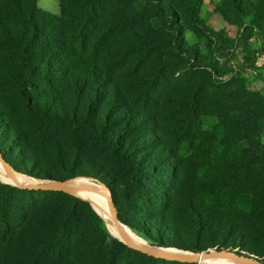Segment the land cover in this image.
I'll return each mask as SVG.
<instances>
[{"label":"trees","instance_id":"1","mask_svg":"<svg viewBox=\"0 0 264 264\" xmlns=\"http://www.w3.org/2000/svg\"><path fill=\"white\" fill-rule=\"evenodd\" d=\"M57 1L58 19L0 0L2 157L34 178L98 179L152 245L263 260L264 96L221 59L236 45L240 68H257L264 0L217 1L234 39L200 16L203 0ZM92 207L0 180V264H199L129 247Z\"/></svg>","mask_w":264,"mask_h":264},{"label":"rangeland","instance_id":"2","mask_svg":"<svg viewBox=\"0 0 264 264\" xmlns=\"http://www.w3.org/2000/svg\"><path fill=\"white\" fill-rule=\"evenodd\" d=\"M218 0H203L201 7H200V16L204 19H206L207 24L211 26L215 30H223L225 34L230 38H236L238 29L236 26L231 25L224 21L222 17L214 12V6L217 3ZM37 6L38 8L49 14L48 16H55L56 19H58L60 15V8L57 0H37ZM191 41H194V37L191 36L190 33H187L186 35ZM250 45L252 48L259 46V41L256 39H252L250 41ZM242 52L240 48H238L236 45L229 50H227V53L224 58L221 59V61L226 62L230 66L234 68L235 71L240 72L241 76L244 78L245 85L251 90L258 92L259 94L264 96V68L262 67L264 65V54H257L256 58V67L253 71H248V69L240 68L242 66ZM180 74V72H177L175 76ZM232 73H227L224 75L221 79L222 80H228L230 78ZM28 128V132H30L31 137L36 140H44L46 138H49V134L43 131L42 126L39 124L38 120L36 118H30L27 117L26 121H24ZM59 137H63L62 134H58ZM264 139V135H263ZM1 165V163H0ZM8 174L4 170L3 166L1 165L0 168V179L4 182H7L8 184H13V182L6 179V176ZM26 175V174H24ZM28 177H31L29 175H26ZM32 178V177H31ZM128 227V226H127ZM129 228V227H128ZM130 229V228H129ZM131 230V229H130ZM132 231V230H131ZM133 232V231H132ZM111 233V232H110ZM143 243H149L146 239L142 238L135 232H133ZM112 234V233H111ZM113 235V234H112ZM114 236V235H113ZM116 237V236H115ZM118 238V237H117ZM150 244V243H149ZM264 260V258H263ZM200 264H208L207 262H201ZM223 264H235V263H223Z\"/></svg>","mask_w":264,"mask_h":264},{"label":"water","instance_id":"3","mask_svg":"<svg viewBox=\"0 0 264 264\" xmlns=\"http://www.w3.org/2000/svg\"><path fill=\"white\" fill-rule=\"evenodd\" d=\"M0 162L3 164L5 169L11 175H15V174L19 173L17 170H15L2 157L1 152H0ZM79 177H83V176H79ZM32 178H34V177H32ZM75 178L76 177L67 178V179L34 178L35 181H33L31 183H26V184L25 183H20V184H15V185L11 184V185H14V186H17V187L23 188V189H53V190H61V191H64V192L69 193V194H72L74 196H77V197L87 201L91 205V207H92V202L89 199H86V198H83L81 196H78L77 194H75V192L76 191H89V192H92V193L104 195L109 200L110 208H111V210L113 212L114 218L116 219L117 222L121 223V221L119 220V218L117 216V210H116L115 204H114L113 199H112L111 191L104 183H102L98 179L94 178L95 180H98L104 187V190H100V191L96 190L95 191V190H92V189L87 188L85 186H82L81 184L75 183L74 182ZM90 178H92V177H90ZM2 182L3 183H7V182H4V181H2ZM92 208L97 213V215L102 219V217L99 215V213L96 211V209L94 207H92ZM104 223H105V221H104ZM106 226H107V224H106ZM118 239L120 241L124 242L129 247L134 248V249H136L138 251H141V252H143V253H145L147 255H150V256H153V257H156V258H161V259H165V260L179 261V262H189V263H199L200 264L199 261H197L193 257L188 256L187 254H184V253H171V252H167L166 251V249L173 248V247H161V246H155V245H152V244H149V243L137 244V243L130 242V241L126 240V239H120V238H118ZM179 250H181V249H179ZM181 252H191V251L181 250ZM192 253H197V252H192ZM202 253H204L205 255L212 254V255H217V256H227L231 260H234L237 264H264V260H262V259H260L258 257L238 254L235 251H230V250H227V249L211 248V249L202 251Z\"/></svg>","mask_w":264,"mask_h":264},{"label":"bare ground","instance_id":"4","mask_svg":"<svg viewBox=\"0 0 264 264\" xmlns=\"http://www.w3.org/2000/svg\"><path fill=\"white\" fill-rule=\"evenodd\" d=\"M1 163V162H0ZM3 166V164L1 163ZM0 165V168H1ZM4 170L6 171L7 175L6 179L13 182V184H20V183H31L35 181L34 178L28 177L24 175L23 173L19 172L15 175H11L3 166ZM75 183L81 184L82 186H85L87 188H90L92 190H104L103 185L98 181L95 180L93 177L90 178L89 176H83V177H76L74 180ZM75 194L78 196H81L83 198L89 199L92 202V206L100 213V216H102V219L107 224V227L109 231L116 237L120 239H126L130 242L137 243V244H145L143 243L125 224L122 222L119 223L114 218L113 212L110 208V203L107 197L101 194L92 193L89 191H76ZM167 252L171 253H184L187 254L190 257L195 258L197 261L201 262H207L208 264H223V263H235L234 260H231L227 256H217V255H205L202 252L192 253V252H181V250L177 248H168L166 249Z\"/></svg>","mask_w":264,"mask_h":264}]
</instances>
